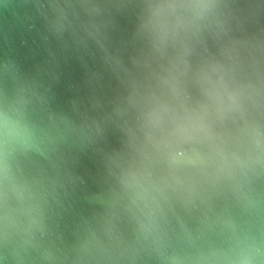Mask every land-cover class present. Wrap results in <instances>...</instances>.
Listing matches in <instances>:
<instances>
[{"label": "water", "instance_id": "95a60500", "mask_svg": "<svg viewBox=\"0 0 264 264\" xmlns=\"http://www.w3.org/2000/svg\"><path fill=\"white\" fill-rule=\"evenodd\" d=\"M0 264H264V0H0Z\"/></svg>", "mask_w": 264, "mask_h": 264}]
</instances>
